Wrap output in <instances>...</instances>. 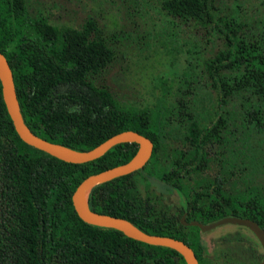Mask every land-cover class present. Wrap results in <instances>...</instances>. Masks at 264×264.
Wrapping results in <instances>:
<instances>
[{
	"label": "trees",
	"instance_id": "16d2710c",
	"mask_svg": "<svg viewBox=\"0 0 264 264\" xmlns=\"http://www.w3.org/2000/svg\"><path fill=\"white\" fill-rule=\"evenodd\" d=\"M217 1L163 3L174 18L210 27L224 42L207 63L219 107L209 125L198 121L188 78L155 107L125 106L96 85L92 75L115 54L93 18L82 28H61L42 14L31 15L27 0H0V51L12 68L23 119L35 134L75 151L126 130L153 141L144 168L91 189L93 211L182 240L200 264H258L263 248L248 227L232 224L241 230L235 247L213 254L204 232L190 224L233 215L264 229V190L243 183L252 133L264 127V0H258L261 16L252 21L239 5L223 14ZM179 131L181 144L175 142ZM138 148L137 142L119 143L85 163L40 150L16 131L0 80V264H187L173 248L88 223L75 209L73 193L85 178L127 163ZM173 191L178 204L166 202Z\"/></svg>",
	"mask_w": 264,
	"mask_h": 264
},
{
	"label": "rangeland",
	"instance_id": "374dc122",
	"mask_svg": "<svg viewBox=\"0 0 264 264\" xmlns=\"http://www.w3.org/2000/svg\"><path fill=\"white\" fill-rule=\"evenodd\" d=\"M164 1L27 0V4L31 15L42 14L61 28H82L90 18L96 20L115 56L92 79L96 85L107 87L121 104L155 107L165 96L173 97L188 78L196 91L198 121L202 126L209 125L219 107L207 63L224 47V42L210 27L171 16L163 7ZM217 2L223 14L232 13L239 5L244 19L250 21L262 13L258 0ZM175 136V142L183 143L184 132L179 131ZM247 149L250 167L243 183L264 190V127L253 131ZM210 166L215 168L214 163ZM165 198L171 204L180 202L176 191ZM238 231L241 230L232 224H225L204 232L203 238L211 253L217 254L235 247Z\"/></svg>",
	"mask_w": 264,
	"mask_h": 264
},
{
	"label": "water",
	"instance_id": "95a60500",
	"mask_svg": "<svg viewBox=\"0 0 264 264\" xmlns=\"http://www.w3.org/2000/svg\"><path fill=\"white\" fill-rule=\"evenodd\" d=\"M0 80L2 82L4 101L19 136L26 143L40 150L46 151L59 159L72 163H85L101 157L110 148L119 143L137 142L139 145L138 151L130 161L99 173L92 174L79 184L73 193V203L77 213L88 223L118 229L127 236L142 242L173 248L183 255L187 264H200L194 250L184 241L173 237L150 234L141 230L125 218L93 211L89 206L88 200H85V193L89 192L90 194L91 189L96 185L144 168L150 160L154 150V143L150 138L137 131L126 130L111 136L98 146L87 151H75L57 145L35 134L25 123L19 107L12 68L7 57L1 51ZM190 224L199 226L202 232L211 231L225 224L248 227L257 237L264 250V229L258 222L249 218L226 215L210 223L203 224L195 220ZM258 264H264V254L263 259Z\"/></svg>",
	"mask_w": 264,
	"mask_h": 264
},
{
	"label": "bare ground",
	"instance_id": "6f19581e",
	"mask_svg": "<svg viewBox=\"0 0 264 264\" xmlns=\"http://www.w3.org/2000/svg\"><path fill=\"white\" fill-rule=\"evenodd\" d=\"M65 150H67V149H65ZM88 196H89V192H86L85 193V200H88ZM90 197V196H89Z\"/></svg>",
	"mask_w": 264,
	"mask_h": 264
},
{
	"label": "flooded vegetation",
	"instance_id": "af4514ba",
	"mask_svg": "<svg viewBox=\"0 0 264 264\" xmlns=\"http://www.w3.org/2000/svg\"><path fill=\"white\" fill-rule=\"evenodd\" d=\"M263 252H264V251H263ZM262 259H263V257H262ZM262 259H261V260H262Z\"/></svg>",
	"mask_w": 264,
	"mask_h": 264
}]
</instances>
